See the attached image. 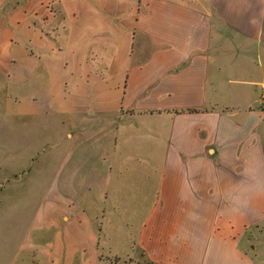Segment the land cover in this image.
Returning <instances> with one entry per match:
<instances>
[{
    "label": "crops",
    "instance_id": "crops-1",
    "mask_svg": "<svg viewBox=\"0 0 264 264\" xmlns=\"http://www.w3.org/2000/svg\"><path fill=\"white\" fill-rule=\"evenodd\" d=\"M263 86L264 0H0V264H264Z\"/></svg>",
    "mask_w": 264,
    "mask_h": 264
},
{
    "label": "rangeland",
    "instance_id": "rangeland-1",
    "mask_svg": "<svg viewBox=\"0 0 264 264\" xmlns=\"http://www.w3.org/2000/svg\"><path fill=\"white\" fill-rule=\"evenodd\" d=\"M2 191L3 192H0V206L8 205V194H7L5 189ZM131 238H132V234H131ZM117 242H118V244H117ZM117 242H115V248L118 251L119 255H122V254L128 255V258L126 259V261L127 260H133L134 259V253H133V251L131 252V249L133 247V243H132V247L130 248L127 245L126 240L124 238H120L119 240H117ZM101 255L102 256L106 255L107 257L110 258V260H113L112 256L109 254H106V252H104V251L102 252ZM142 264H144V262Z\"/></svg>",
    "mask_w": 264,
    "mask_h": 264
},
{
    "label": "built area",
    "instance_id": "built-area-1",
    "mask_svg": "<svg viewBox=\"0 0 264 264\" xmlns=\"http://www.w3.org/2000/svg\"><path fill=\"white\" fill-rule=\"evenodd\" d=\"M261 99L264 102V86L262 87Z\"/></svg>",
    "mask_w": 264,
    "mask_h": 264
}]
</instances>
